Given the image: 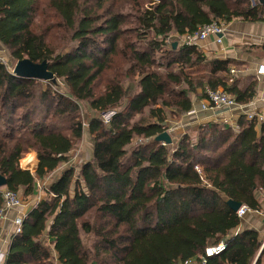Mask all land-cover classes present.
<instances>
[{"label":"trees","instance_id":"trees-1","mask_svg":"<svg viewBox=\"0 0 264 264\" xmlns=\"http://www.w3.org/2000/svg\"><path fill=\"white\" fill-rule=\"evenodd\" d=\"M40 1L0 0V44L16 61H47L65 90L60 93L51 84L37 88V80L15 77L0 62L3 189L30 197L36 180L68 160L83 131L76 116L79 103L95 113L85 120L92 159L78 174L66 169L44 188L51 197L28 212L21 233L11 238L5 264H53L52 252L59 264H184L202 255L239 224L228 200L258 208L255 193L264 190V127L257 131L255 122L242 116L236 133L207 123L195 136L185 133L173 144L155 141L166 132L165 112H189L193 97L205 98V86L221 88L240 105L255 93V80L245 90L227 83L230 60L208 62L195 46L178 40L212 22L262 23L264 5L250 0H44L73 43L55 54L46 43L50 32L33 27ZM145 3L149 6L143 8ZM174 37L178 40L169 42ZM202 65H209L207 71L195 72ZM100 80L103 89L96 93ZM145 112L149 120L136 119ZM102 114L108 115L106 123ZM137 138L141 143L134 145ZM30 150L38 162L33 174L19 166ZM23 165L35 163L23 160ZM45 231L50 246L42 241ZM83 236L94 243L87 246ZM256 247L255 234L245 232L228 240L215 258L241 264Z\"/></svg>","mask_w":264,"mask_h":264},{"label":"crops","instance_id":"crops-1","mask_svg":"<svg viewBox=\"0 0 264 264\" xmlns=\"http://www.w3.org/2000/svg\"><path fill=\"white\" fill-rule=\"evenodd\" d=\"M259 3L264 5V0L263 2L259 0ZM180 41H183V37H180ZM195 47L207 57L208 62L213 60L231 61V64L229 65V76H227V83L229 85L235 84L239 89L245 90L247 86L255 80L256 86L254 89L255 93L253 99L249 103L243 104L242 108L236 110L232 114L225 112L223 109H209L204 112L199 111L201 103L206 101V91L211 90L205 86L203 91L205 98L198 99L193 97L192 99V107L189 112L196 111V113L190 115L188 114L189 112H187L181 115L179 120H182L184 123V128L188 129L190 127L198 126L201 123L210 122L224 124L221 121L222 118L233 120V124L238 126V119L242 116L245 117L246 113L262 116L264 119V76L257 75L256 73L258 65L264 64V22L251 23L239 19L233 20L232 22L226 24V30L220 44H217L213 37H209L207 40L199 42L197 45H195ZM201 67H205L207 69L209 68V65H202L199 68ZM232 71H234V73H232ZM217 91L224 92L221 88L217 89ZM213 115H216V117ZM252 121L255 122V129L257 131L260 129V127H264V123H260L256 119ZM166 123L173 124L171 132H174V136H171L172 140L176 142L180 138V135H178L180 130L174 126H178L179 124L177 122L168 121ZM167 126L169 125L167 124ZM230 128L234 132H238L239 129L238 128L235 130L232 127ZM36 167L37 164H35V168ZM20 168L22 170H28L31 174H33L30 168ZM40 181L41 180H36V185L37 183H40ZM255 198L258 202V208L251 209L246 206L249 211L241 217L237 215L239 219V224L237 227L231 230L227 235L221 237L217 244L208 246L206 248L216 246L219 243L226 244L228 240L236 237L237 235L243 234L245 232H252L256 236L257 247L248 252L246 255H243L244 261L241 262V264H264V257H260L264 248V190L257 191L255 193ZM37 204L31 206L30 202L23 203L18 209L7 212L5 219L0 222V254L3 255V262H0V264H5L6 261V256L11 241V234L13 232L11 221L17 216L22 217L24 220L28 212ZM42 241L45 242L46 245H49V240L46 239V231ZM204 255V253L202 255H197V257L191 259L186 264H206L207 258L210 257H204ZM52 256L53 264H59L55 256V252H52ZM211 257L214 258L210 264H232L228 263V260L220 262L218 260L219 258L217 259L215 256ZM203 259L205 262H202ZM234 264L236 263L234 262Z\"/></svg>","mask_w":264,"mask_h":264},{"label":"rangeland","instance_id":"rangeland-1","mask_svg":"<svg viewBox=\"0 0 264 264\" xmlns=\"http://www.w3.org/2000/svg\"><path fill=\"white\" fill-rule=\"evenodd\" d=\"M85 1L86 2L87 1L93 2V3L97 2L96 0H85ZM40 2L41 3L39 4V7L37 6L38 7L37 15L35 16V22L33 24L34 29L38 33H46L47 34L50 32V34L47 36L46 43L48 44V46L51 49L55 50V54L67 52V50L73 46V43L70 42L68 34L64 30L61 29L60 21L57 19L58 17L56 15V13L47 7V3L44 0L40 1ZM145 2H146V0H145ZM107 5H108V3L105 6H107ZM147 6H149L148 3H145L143 8H146ZM125 8H127V7L125 6L124 10H125ZM102 11L103 10H101L100 12H102ZM173 40H178V38L177 37L171 38L169 42H172ZM178 41L181 44L183 43V41H180V38ZM0 62L6 67L7 71L10 73L13 71V68L17 62L13 57H11L10 51L5 46H3L2 44H0ZM206 70L207 69L205 67H201V68H198L195 72L200 74V73L205 72ZM37 81H38L37 88H41L43 90L45 88H47L48 84H50L49 82H44L41 80H37ZM101 83H102L101 80H100V82L99 81L97 82L96 88H95L96 93H99L103 89L102 85H100ZM126 83H127V81H125L124 84H126ZM51 86L53 87L54 90H57L60 93H64L65 85H64V82L62 79L61 80L57 79L56 85L51 84ZM165 113H166V118H167L168 122H177L179 124L178 126H174V127L179 128L180 131L178 130L179 131L178 135H180V137L182 135H184L185 133H187L189 136H195L198 133L200 126L207 124V123H201L198 126L185 129L184 123L182 122V120L181 121L179 120L181 118L182 114L172 115L168 111H166ZM102 115H104V114H102ZM76 116L82 122L83 131H82V136H81L80 140L75 143L74 148L69 152L68 160L66 162L61 163L58 166V168L54 172H52V174L47 175L44 180L40 181L39 184L42 187L38 188L37 185L35 186V189H36V191L34 193L35 196L32 195L30 197H23V195L21 193H18L23 203L30 202V205L32 206V205L37 204L39 201H41L43 199L50 198L51 196L50 195L48 196L47 194H45V192L43 191L44 190L43 188H46L48 186V184H50V182L53 179L59 177V175L61 174L62 171L70 168L74 171V174L76 175L79 173L80 166L82 164L91 161L93 144H92V139L88 134L87 124H86L85 120L87 117H94L95 113L90 111L84 103H79V109L76 113ZM103 119H104V122L106 123L104 116H103ZM136 119L137 120H142V119L143 120H149V117L147 116V114L145 112L141 116L138 115ZM210 123H213V122H210ZM167 124L171 128L169 126H167ZM67 125L70 126V123L68 121H67ZM165 125L167 127L166 132L169 134V136L172 139L171 135H173V133H174V132H171L173 124L165 123ZM140 143L141 142H140L139 138H137L133 141L134 145H139ZM173 143H175V141L172 140V144ZM23 160H25L26 163H29V164L30 163L33 164V162L35 164H37L36 154L34 151H31V150L29 152H27L26 154H24L19 161L20 167L29 169L30 167H25L23 165ZM35 169H36L35 166L30 168V170L33 173H34ZM75 179H73L74 181H73L71 186H74ZM1 189H3V188H0V190ZM72 190H73V187H71L70 191H72ZM83 242L87 246L88 245L91 246V244L94 243V239H92L91 237L87 238V237L83 236Z\"/></svg>","mask_w":264,"mask_h":264},{"label":"built area","instance_id":"built-area-1","mask_svg":"<svg viewBox=\"0 0 264 264\" xmlns=\"http://www.w3.org/2000/svg\"><path fill=\"white\" fill-rule=\"evenodd\" d=\"M252 3H257L259 0H250ZM226 30V24L221 22H212L210 24H206L204 26H201L198 28V30L192 34V35H186L183 37V43L187 46H195L199 42L207 40L209 37H213L215 42L217 44H220L222 41V37ZM234 73V71H232ZM257 75L264 76V64H260L257 67L256 71ZM242 108V105L237 104L235 99L228 95L225 92L222 91H213V90H207L206 91V101L204 103H201L199 107V111H207V110H225V112H228L229 114H232L236 110H239ZM196 111L189 112L188 114H195ZM105 118V121L107 122L108 115H103ZM216 117V115H213ZM245 118L248 121L257 120L260 123H264V119L262 116H256L253 114H245ZM225 125L230 126L234 128L235 130L238 129V126L233 124V120H229L226 118H222L221 120ZM195 170L200 173V169L198 167H195ZM37 187L40 186L39 183H37ZM44 189V188H43ZM2 195V206L0 209V222L3 221L6 217L7 212H11L12 210L18 209L22 206L23 202L20 198V196L16 193H13L11 191H8L6 189H3L1 191ZM249 209L246 206H242L238 209L237 215L239 217L243 216L246 212H248ZM22 223L23 218L22 217H16L11 221V226L13 227V232L11 234L12 236H16L21 233L22 229ZM226 247L225 243H219L216 246L209 247L205 249L204 257H211L219 255ZM3 255L0 254V262L2 261ZM202 262H205L203 259ZM187 263V262H186ZM185 263V264H186Z\"/></svg>","mask_w":264,"mask_h":264},{"label":"water","instance_id":"water-1","mask_svg":"<svg viewBox=\"0 0 264 264\" xmlns=\"http://www.w3.org/2000/svg\"><path fill=\"white\" fill-rule=\"evenodd\" d=\"M263 2V0H260ZM175 43L173 46L175 47ZM13 76L23 79L41 80L49 82L52 85H56L55 75L49 71L47 61L41 63H33L28 59H22L16 62L13 71ZM156 142L164 143L165 145L172 144V139L167 132H163L155 138ZM6 186V181L0 176V188ZM227 205L233 211H237L240 208V204L234 201L228 200Z\"/></svg>","mask_w":264,"mask_h":264}]
</instances>
